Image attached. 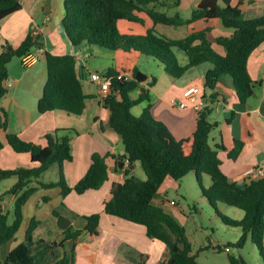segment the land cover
Listing matches in <instances>:
<instances>
[{"label":"trees","instance_id":"obj_1","mask_svg":"<svg viewBox=\"0 0 264 264\" xmlns=\"http://www.w3.org/2000/svg\"><path fill=\"white\" fill-rule=\"evenodd\" d=\"M180 3L181 0H64L62 27L69 43L76 47L96 45L113 52L112 66L104 72L111 78L112 92L102 103L110 111L109 125L121 138L125 150L120 162L124 164L125 160H129L130 165L124 170V181L112 186V196L105 202L104 211L144 226L149 238L166 244L169 248L166 264H203L198 261V252L208 247L194 253L186 228L165 209L153 203L168 177L180 181L194 172L202 195L222 222L241 229L242 234L235 247L241 249L251 239L264 257V176L258 179L246 177L243 184H238L224 173L219 152L227 149L222 144L212 146L210 142L211 133L218 127L217 122L209 120L215 108L211 105L198 112L193 135L180 140L164 123L152 117L151 105L141 117L132 113L133 107L150 97L143 92L138 99H132L131 94L149 81L151 86L155 84V79L149 78L138 67L143 56L159 61L173 79L182 78L191 68L208 64L210 67L205 72L204 88L213 91L225 77H231L236 95L243 104L255 94L257 83L249 74L248 60L264 44V15L246 18L239 6L223 7L219 0H201L188 19H184L179 11L169 15L168 10L178 9ZM21 7L19 0H0V21ZM215 19L224 28L233 30L232 35L214 37L212 29L206 28L194 31L183 39H172L158 31L159 25L179 27ZM37 41L38 38L28 35L17 48L9 43L3 46L0 53V100L8 93L5 84L9 79V63L33 52ZM215 45L222 47L225 55H220ZM176 51L185 55L186 65L180 64ZM45 61L47 81L38 102L39 113L63 111L73 116L82 115L92 96L85 93L75 56L46 52ZM218 97L214 94L209 99L214 102ZM7 126L6 117L0 109V131L6 130ZM62 131L66 132L61 134ZM71 132V129H62L47 135L44 147L23 141L14 134L7 135V141L15 152L29 154L32 162L39 166L16 170L0 167V182L17 178L16 184L6 193L16 196L12 213L0 210V247L19 232L24 220V207L39 188L58 187L65 199L72 192L84 194L89 190H98L108 181L106 159L110 154L102 156L95 153L84 177L74 186L67 183L62 165L73 161ZM244 145L242 141L235 140L228 153L229 159L236 160ZM3 148L4 143L0 140V152ZM135 163L140 164L145 179L134 173ZM53 165L60 168L58 181H41L42 175ZM203 175L211 180L207 189L201 184ZM221 204L241 209L244 217L241 220L227 217L219 210ZM64 206L62 204V208ZM54 215L59 220L63 218L59 210H54ZM100 218L98 213L83 216V228L74 230L70 226L64 230L60 243L48 244V250L64 246L63 256L53 264H74L77 241L86 231L97 235ZM38 225L36 220L30 222L25 241L10 251L4 260L0 259V264H37L32 245ZM230 264L245 262L242 258L231 256Z\"/></svg>","mask_w":264,"mask_h":264},{"label":"crops","instance_id":"obj_2","mask_svg":"<svg viewBox=\"0 0 264 264\" xmlns=\"http://www.w3.org/2000/svg\"><path fill=\"white\" fill-rule=\"evenodd\" d=\"M19 2L21 9L0 21V53L6 43L14 48L19 47L28 35L38 38L37 42H43L44 45L34 48L33 52L41 53V57L30 67L25 68L19 58L13 59L8 65L9 80L13 86L0 100V109L8 124L6 130L0 131V140L4 143V148L0 152V167L5 170H16L39 166L32 162L29 154L15 152L7 141V135L14 134L23 141L44 147L47 145V135L54 134L57 130L71 129L73 161L62 165L67 183L74 186L84 177L95 153L102 156L110 154L106 159L109 179L98 190H89L84 194L72 192L65 199L58 187L39 188L24 207V220L19 232L14 239L0 247V259L4 260L10 251L25 241L32 220L39 222L32 245L37 264H53L61 258L64 246L53 250L47 249L48 244L60 243L63 240V232L66 229L62 228L60 220L54 215V210H59L63 218L70 220L69 227L72 226L74 230L81 229L85 225L83 216L97 213L101 216L98 234L86 231L77 241L74 264H166L169 258V248L166 244L149 238L144 226L108 215L104 211L105 202L112 196V186L125 179L126 165L120 162L125 150L121 138L109 125L110 111L100 101L97 85L90 81L89 74L83 77L81 70L85 69V65L78 62L77 57L67 46L66 40L59 44L53 43L52 47L48 46L49 40L51 41L55 35L60 39L63 37L64 0H60L58 4L55 0H19ZM200 2L201 0H181L177 10L180 12L181 9H192L193 11ZM219 4L223 7L239 6L245 17L249 19L264 15V0H219ZM179 27L187 28L183 37L172 38L167 34L164 35L172 39H183L194 31L206 28L212 29L214 37H229L233 33L224 30L217 19L209 22L198 21ZM158 31L161 34L165 33L159 27ZM214 48L220 55H225L222 47L215 45ZM46 52L75 56L78 75L82 82L83 78L87 79L88 86H84L85 93L92 96L87 101L82 115L73 116L63 111L39 113L38 102L47 81ZM186 64L187 59L184 65ZM209 67L210 65L206 64L191 68L182 78L165 82L164 88L151 86L149 81V84L142 86L145 91L139 89L132 93L131 97L138 99L141 93L147 92L150 99L138 104L141 113L151 105L152 117L164 123L177 140L193 135L198 113L190 107L180 110L173 105V101L184 100V93L192 87L201 90L208 100V106L212 105L216 108L217 102L224 100L225 106L213 111L221 117L214 121L218 123V127L213 131L214 135H210V142L212 146L222 144L226 147V151L219 152L222 170L231 181L243 184L252 168L264 170V44L254 51L248 60L249 74L257 85L254 96L245 104L239 101L231 77H225L213 91L204 88L205 72ZM214 94L219 97L213 102L209 98ZM65 132L62 131L61 134ZM235 140L242 141L245 145L238 158L231 160L228 153L234 147ZM134 166V173L137 175L138 163ZM54 167H56L54 170L50 168L43 174L41 181H58L60 168L58 165ZM50 173L53 180L48 179ZM16 182L17 178H12L0 184V189L3 190L0 192V210L3 213L13 211L16 196L4 195ZM208 184L210 186L211 183ZM179 187L181 186L178 181L168 177L153 199V203L165 209L185 227L188 219L186 209L168 197L169 191ZM172 201L176 206L170 204ZM62 204L65 205L63 208Z\"/></svg>","mask_w":264,"mask_h":264},{"label":"rangeland","instance_id":"obj_3","mask_svg":"<svg viewBox=\"0 0 264 264\" xmlns=\"http://www.w3.org/2000/svg\"><path fill=\"white\" fill-rule=\"evenodd\" d=\"M58 4L60 0H55ZM177 9H171L168 11L169 15H175ZM192 9H181L180 13L183 18H188L191 15ZM161 30L172 38L183 37L185 34L186 27H168L159 25ZM224 30L232 32L233 30L223 28ZM61 39L58 35H55L52 40H49L50 47L54 44L67 42L72 53L77 57L78 62L85 65V69L81 70L83 77L90 74L89 72H106L108 68L112 66L113 52L96 45L83 44L82 46L76 47L68 43L64 31L62 29ZM69 51V50H68ZM71 53V52H70ZM176 55L181 65L186 63V57L182 52L176 51ZM18 58H15L17 60ZM139 69L147 75L149 78L155 79V86L158 88H164L165 82L173 80L164 71L163 65L155 58L150 56H143L139 60ZM191 70V69H190ZM194 71V70H193ZM192 71V72H193ZM198 72V71H196ZM86 78H83L84 86L87 87ZM177 80V79H176ZM170 82V81H169ZM132 113L136 117H141V107L136 105L132 109ZM221 116L213 112L209 118L211 122L219 120ZM214 135L212 132L211 136ZM89 144L92 142L88 141ZM53 165L50 170H54ZM52 172V171H50ZM64 177V171L62 172ZM137 176L141 179H145V174L138 163ZM52 173L49 174L48 179L51 178ZM43 176V175H42ZM211 183L210 177L203 175L201 178V184L205 189L209 187ZM1 184V182H0ZM181 186L176 190L168 192L169 199L175 200L178 204L186 209L187 222L185 228L187 230V236L191 244V248L194 253L198 252L199 249L208 247L205 250L198 252V261L203 264H230V257L235 256L236 258H242L245 264H264V257L256 245L248 239L244 247L238 249L235 244L241 237V229L236 227L227 226L218 217L215 210L209 205L207 199L202 195L201 186L197 180L194 172L189 173L187 176L178 181ZM1 187V185H0ZM3 190L0 189V192ZM6 196V194H5ZM219 210L229 218L238 220L243 218L244 212L236 207L227 206L224 204L219 205ZM191 212V214L189 213ZM11 221V218H10ZM20 237V235H17ZM229 246L231 249L230 253L225 252V247ZM221 248V250H220Z\"/></svg>","mask_w":264,"mask_h":264},{"label":"built area","instance_id":"obj_4","mask_svg":"<svg viewBox=\"0 0 264 264\" xmlns=\"http://www.w3.org/2000/svg\"><path fill=\"white\" fill-rule=\"evenodd\" d=\"M40 57H41V53L31 52L21 59L22 65L25 68H28L32 64H34L36 61H38ZM89 79L92 83L97 85L100 101L103 102L104 100H106L112 92L111 78H109L105 73L90 72ZM5 85L7 89L13 86L12 82L9 79L6 81ZM173 105L178 107L180 110L190 107L195 112L198 113L208 106V100L203 97V94L199 88L192 87V88H189L184 93V100L180 102L173 101ZM224 106H225V102L223 100H219L217 102V107L215 109L218 111L220 110V108ZM124 164L126 165V167H128L130 165L129 160H125ZM263 176H264V170L261 168H252L251 170H249L248 174L246 175V177L251 178V179H258ZM170 204L172 206H176V203L173 201L170 202ZM225 252L227 253L231 252V249L229 246L225 247Z\"/></svg>","mask_w":264,"mask_h":264},{"label":"water","instance_id":"obj_5","mask_svg":"<svg viewBox=\"0 0 264 264\" xmlns=\"http://www.w3.org/2000/svg\"><path fill=\"white\" fill-rule=\"evenodd\" d=\"M43 45H44V43L43 42H40V43H37L35 45V47H41ZM141 89L143 91H145V88L144 87H142ZM122 166H123V164H121V167ZM60 225L62 226L63 229H67L69 227V225H70V220L68 218H63V219L60 220Z\"/></svg>","mask_w":264,"mask_h":264}]
</instances>
